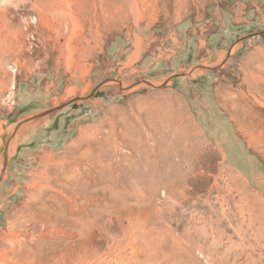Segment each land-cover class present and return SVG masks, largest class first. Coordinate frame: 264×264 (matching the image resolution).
<instances>
[{
  "label": "rangeland",
  "instance_id": "rangeland-1",
  "mask_svg": "<svg viewBox=\"0 0 264 264\" xmlns=\"http://www.w3.org/2000/svg\"><path fill=\"white\" fill-rule=\"evenodd\" d=\"M226 2L0 0V264H264V37L168 78L107 52Z\"/></svg>",
  "mask_w": 264,
  "mask_h": 264
},
{
  "label": "crops",
  "instance_id": "crops-1",
  "mask_svg": "<svg viewBox=\"0 0 264 264\" xmlns=\"http://www.w3.org/2000/svg\"><path fill=\"white\" fill-rule=\"evenodd\" d=\"M140 52L120 39L107 45L108 56L124 57V63L138 65L154 75L166 74L202 60L216 59L219 52L240 49L264 37V3L260 0H227L224 5L208 6L175 24L145 28ZM142 36V35H140ZM209 51V52H208ZM176 77H173L175 79Z\"/></svg>",
  "mask_w": 264,
  "mask_h": 264
},
{
  "label": "bare ground",
  "instance_id": "bare-ground-1",
  "mask_svg": "<svg viewBox=\"0 0 264 264\" xmlns=\"http://www.w3.org/2000/svg\"><path fill=\"white\" fill-rule=\"evenodd\" d=\"M46 174V173H45ZM36 176H38V175H36ZM40 177V176H39ZM38 177V178H39ZM46 178V177H45ZM48 179H49V177H48ZM48 179H47V181H48ZM41 180V179H40ZM37 181V180H36ZM38 182H40V181H38ZM34 183V182H33ZM33 183H31V184H33ZM47 183V182H46ZM52 183V182H51ZM50 183V184H51ZM47 185V184H46ZM45 185V186H46ZM31 186V185H30ZM47 187V186H46ZM51 187V186H50ZM34 188V187H33ZM29 190V189H28ZM44 190H46V189H43V186L42 185H37V187L33 190V192H32V194L30 195V201H29V203L28 204H24L23 206H26L25 207V209H26V211H28V212H31L30 214H31V216H37V217H39V218H41L42 216H43V214H44V210H45V203H44V201L42 202V195H45L44 193H45V191ZM54 190V189H53ZM31 193V192H30ZM48 193V192H47ZM50 194V193H49ZM51 196V195H50ZM54 198V197H53ZM48 199V198H47ZM44 200V199H43ZM55 200V199H54ZM24 202V201H23ZM48 202V201H47ZM25 203H27V202H25ZM38 203H39V205H38ZM47 207V206H46ZM24 208V207H23ZM36 209V210H35ZM34 211V212H33ZM28 215V214H27ZM45 217V216H44ZM29 218H31V217H29ZM41 220V219H40ZM40 220H39V222H40ZM27 221V220H26ZM29 221H30V219H29ZM34 222V221H33ZM42 222H43V220H42ZM32 223V222H31ZM18 224V223H17ZM44 224V223H43ZM24 251V250H23ZM85 253V252H84ZM27 255V254H26ZM35 257V256H34ZM22 258V257H21ZM65 258V257H64ZM25 259V258H24Z\"/></svg>",
  "mask_w": 264,
  "mask_h": 264
},
{
  "label": "trees",
  "instance_id": "trees-1",
  "mask_svg": "<svg viewBox=\"0 0 264 264\" xmlns=\"http://www.w3.org/2000/svg\"><path fill=\"white\" fill-rule=\"evenodd\" d=\"M15 113H16V112H14V113H13V116H16V114H15Z\"/></svg>",
  "mask_w": 264,
  "mask_h": 264
},
{
  "label": "water",
  "instance_id": "water-1",
  "mask_svg": "<svg viewBox=\"0 0 264 264\" xmlns=\"http://www.w3.org/2000/svg\"><path fill=\"white\" fill-rule=\"evenodd\" d=\"M42 114H39V115H37L36 117H39V116H41Z\"/></svg>",
  "mask_w": 264,
  "mask_h": 264
}]
</instances>
